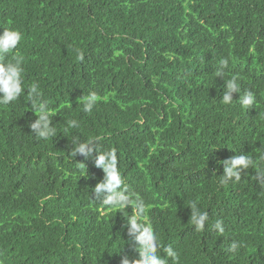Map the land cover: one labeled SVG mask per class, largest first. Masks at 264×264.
I'll return each instance as SVG.
<instances>
[{"label":"trees","instance_id":"trees-1","mask_svg":"<svg viewBox=\"0 0 264 264\" xmlns=\"http://www.w3.org/2000/svg\"><path fill=\"white\" fill-rule=\"evenodd\" d=\"M5 28L22 33L4 62L22 58L24 92L0 104V264L138 258L131 206L96 197L98 152L74 157L73 140L115 150L166 264H264V0H0ZM232 76L240 92L224 104ZM33 83L54 113L47 139L29 126ZM246 92L251 107L240 103ZM90 93L98 100L87 113ZM237 154L253 165L221 184L220 161ZM193 202L208 213L200 231ZM169 245L176 261L163 254Z\"/></svg>","mask_w":264,"mask_h":264},{"label":"clouds","instance_id":"clouds-1","mask_svg":"<svg viewBox=\"0 0 264 264\" xmlns=\"http://www.w3.org/2000/svg\"><path fill=\"white\" fill-rule=\"evenodd\" d=\"M22 33L18 30L5 28L0 34V104L7 105L16 101L24 92L23 87V66L22 58H15L14 60L8 59L4 62L7 54L12 53L17 45L22 40ZM227 59L221 61L222 66H227ZM216 75H222L220 69L217 70ZM31 93L30 102L32 109L38 116L34 122H30V128L38 139H47L56 135L55 127L52 125L50 117L54 116L46 102L40 100L41 93L38 90L37 84L33 83L29 87ZM240 92V85L238 77L232 76L227 79L226 87L223 90L222 103L230 104L233 100V93ZM243 106L251 107L254 103L255 97L251 92H246L243 97L239 98ZM40 101L37 103V101ZM83 111L90 113L96 104L98 97L95 93H90L88 96L83 97ZM81 103L79 98L78 104ZM70 127H78L75 120L69 121ZM96 142L93 147L90 145ZM74 147L71 150V155L76 157L78 154L91 157L93 150L98 152L95 157V165L102 168L105 175L104 178L95 185L93 191L96 197L100 198L102 194L107 193L103 198L102 203L106 207L113 209H127L129 206L132 208V215L126 216L129 242L134 245V250L138 252V258L130 259L128 256L122 257L121 264H166L164 258L160 254V243L158 234L155 232L151 223L148 222L145 215V207L143 200L135 193L130 191L123 185L122 177L118 168V159L115 150L102 152L98 146L97 140L90 142L72 141ZM264 159V156L261 157ZM220 163L224 166V174L221 175L220 183L224 184L228 181L234 180L238 182L241 179V173L253 165L252 158L246 154H237L227 158ZM258 178L264 177V173H258ZM191 208V220L195 229L200 231L205 228L208 221V213L200 211L196 203L193 202L189 205ZM219 233L224 232L222 223L217 221L213 226ZM238 244L233 242L231 249L235 250ZM163 254L172 261L178 259L177 252L169 245L163 249Z\"/></svg>","mask_w":264,"mask_h":264}]
</instances>
